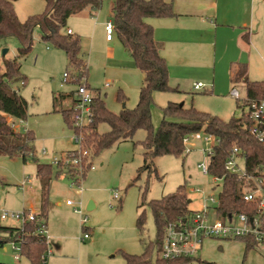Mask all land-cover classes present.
I'll list each match as a JSON object with an SVG mask.
<instances>
[{
    "label": "rangeland",
    "instance_id": "374dc122",
    "mask_svg": "<svg viewBox=\"0 0 264 264\" xmlns=\"http://www.w3.org/2000/svg\"><path fill=\"white\" fill-rule=\"evenodd\" d=\"M112 1L114 0H105L104 9L87 20L91 34L88 38L81 37V40L89 65L87 83L93 90H101L108 109L119 114L124 105L127 109L136 107L140 90L134 77L106 70L104 60L108 45L104 41L102 21L106 18L105 14L108 15ZM15 10L19 20L24 22L31 16L43 13L45 3L42 0H20L15 3ZM79 21L80 19L71 17L68 26L75 31V24ZM110 46L124 60L134 62L117 36ZM19 48L21 46L17 39L3 40L0 43L1 66L5 59L16 58ZM249 62L250 81H264V61L261 54L253 52ZM21 63L22 72L28 78L26 86L21 87V93L29 102V115L26 121L17 124V129L21 133L31 131L35 134L36 156L41 163L52 164L56 158L62 162L61 168L53 165L62 175L53 179L49 189L48 223L52 237L49 242L52 245L48 248L51 253L44 254V264H125L120 251L133 255L144 252L136 229L140 205L146 210L145 240L153 241L157 230L148 207L151 200L162 199L184 185L191 201L190 208L198 211L207 195L217 196L221 192L222 184H216L211 176L205 175L198 167L209 162V157L204 153L208 147L204 141H190L187 144L188 152L182 158L157 157L149 162L150 169H143L145 150L141 143L146 138L143 130L136 133L133 141L121 142L105 151L95 160V169L88 171L85 179L79 178L80 185L74 184L66 176L70 168V155L77 149L73 140L74 133L65 125L62 114L54 112L53 104L55 96L69 95L79 88V85L66 81V53L42 41L40 29L37 28L34 32L33 52ZM108 81L110 88H105ZM218 85L222 90L221 95L203 94L204 92L186 95L156 93L152 108L155 129L159 128L163 120L162 109L170 102H185L187 108L194 107L224 121L234 117L240 119L246 115L248 97L245 85L241 83L236 86L241 94L239 101L229 95L232 86L227 76ZM119 87L124 90V102L118 99ZM71 106L72 99H67L59 108L68 109ZM8 120L16 121L12 117H8ZM100 131L107 132L109 127L103 125ZM135 142L137 145H134ZM44 151L47 155H44ZM239 162L243 167L244 161ZM195 189H200L202 193H194ZM41 190V181L33 160L24 163L22 156L11 158L0 153V207L14 212L34 208L36 211H33L37 214ZM144 192L145 200L142 198ZM116 194L118 199H115ZM67 201H72L77 207L82 203L84 214L76 213L75 206L69 209ZM90 202L95 204L92 211H88ZM86 217L88 221L83 225L82 220ZM4 226L21 228L23 223L7 220ZM87 233H90L91 238L83 241ZM57 244L62 246L63 255L58 254ZM244 246L242 240L236 239L207 240L196 258L186 264H264V245H260L258 250L250 251L247 256ZM15 256L12 242L0 246V264H31L22 254L19 262Z\"/></svg>",
    "mask_w": 264,
    "mask_h": 264
},
{
    "label": "trees",
    "instance_id": "16d2710c",
    "mask_svg": "<svg viewBox=\"0 0 264 264\" xmlns=\"http://www.w3.org/2000/svg\"><path fill=\"white\" fill-rule=\"evenodd\" d=\"M18 1L20 0H0V43L5 39L15 38L21 46L16 58L5 59L4 65L0 64V153L11 158L22 156L24 163L29 160L36 163L42 188L40 215L47 219L51 181L59 178L62 173L52 164L41 163L37 158L35 147L37 138L33 132H18L14 124L8 120V117H12L18 121H26L29 115V102L21 94V87L26 86L28 81L22 72L21 61L33 52L34 32L39 28L42 41L66 53L68 60L66 74L69 77L67 82L79 86L86 84L91 90L87 83L89 66L82 50L81 37L67 33L68 21L87 9L92 12L99 11L104 0H42L45 3V11L29 17L24 22L19 20L15 10V3ZM175 16L173 5L165 0H115L113 22L117 37L131 55L136 68L144 76L139 101L134 109L124 108L119 114H115L108 109L101 92L91 90L93 95L91 122L79 125L80 110L76 92L54 97V112L62 114L65 125L82 140L83 151L87 152V155L77 152L74 155L72 152L70 160L77 158L80 163L76 166L70 164L66 176L74 184L80 185L79 175L85 179L98 157L121 142L133 141L140 130L146 132V138L141 143L145 150L143 169H150L149 162L157 157L182 158L187 153L185 139L203 131L216 136L219 141L215 147V157L210 164V175L224 178L220 193L221 204L215 211V218L225 221L233 214H244L251 220L259 214L257 203L244 200V182L224 169L233 149L239 148L245 157L248 173L254 177H264V144L250 135L247 114L240 119L234 117L224 121L194 107L187 108L184 104L170 102L162 109L163 120L159 128L156 130L153 125L152 108L155 104V94L180 91L170 85L168 64L161 56L154 28L147 20ZM233 72L232 82L245 85L248 95L246 104L264 98V81H250L247 65H236ZM67 99H72V106L68 109L59 108ZM118 99L121 102L126 100L123 92H119ZM103 125H107L109 131L102 133L100 128ZM57 167H62L61 161ZM142 198L146 199V192ZM189 202L186 186L183 185L175 193L148 203L157 230L156 239L153 241L145 240L146 210L140 205L136 229L144 252L141 255H133L120 251L125 264H186L193 261L194 259L183 258L164 260L161 257L166 227L193 212ZM42 225L46 224L27 223L22 228L2 226L0 246L9 242L18 244L22 256L31 264H44L42 257L50 244L46 237L38 234V229ZM239 240L246 244L245 255L259 246L251 238Z\"/></svg>",
    "mask_w": 264,
    "mask_h": 264
},
{
    "label": "crops",
    "instance_id": "0c3cea01",
    "mask_svg": "<svg viewBox=\"0 0 264 264\" xmlns=\"http://www.w3.org/2000/svg\"><path fill=\"white\" fill-rule=\"evenodd\" d=\"M165 1L173 5L176 16L162 19L150 18L147 22L154 28L155 39L161 48V56L168 64L170 85L173 88H178L180 91V93L174 94L186 95L204 92L203 94L221 95L222 90L218 84L220 81L224 82L227 76L232 86V91H230L229 95L231 98L239 101L241 94L236 89V86L241 84H234L232 82L234 66L239 64L247 65L249 75L250 65L248 62L251 60L253 52L261 54V58L264 61V0ZM114 2L115 0L111 2L108 15L105 14L106 18L102 21V31L105 34L104 41L108 45L104 60L106 70L113 71L114 73L120 72L124 76L129 75L134 77L138 83L139 90H141L144 76L136 68L135 62L124 60L123 57L119 56L118 51L110 46L115 41L117 33L115 32L114 38L111 41H108L106 38L105 26L108 22H113ZM104 4L105 0L103 1L101 9L97 12H92L90 9H87L73 16L80 19V21L75 24V31L69 26L67 31L71 30L73 35L88 38L91 31L88 30L87 20L94 18L98 12L103 10ZM125 51L127 52L126 49ZM197 83L203 84L205 86L204 89L201 91L194 90V85ZM88 86L93 90L89 84ZM104 87L110 88V81L106 82ZM234 90L238 91L240 99L233 97L232 92ZM99 91L102 92L101 90ZM119 92H124V90L119 87ZM182 104L186 107L185 102ZM19 122L22 123L24 121H12L15 130L18 132L17 124ZM39 206L40 209L37 212L38 217L46 224L45 227L51 237L48 217L45 219L40 215L41 194ZM67 207L72 209L71 206L67 205ZM49 208L50 203L48 211ZM30 210L36 211L34 208ZM51 245L52 243L50 242ZM244 245L246 252V244L244 243ZM259 246L252 251L258 250ZM57 250L59 255H63L61 245L57 244Z\"/></svg>",
    "mask_w": 264,
    "mask_h": 264
},
{
    "label": "built area",
    "instance_id": "2783aa9c",
    "mask_svg": "<svg viewBox=\"0 0 264 264\" xmlns=\"http://www.w3.org/2000/svg\"><path fill=\"white\" fill-rule=\"evenodd\" d=\"M106 38L111 41L115 35V25L113 22H108L105 26ZM68 34L73 35L71 30L67 31ZM66 74V81L68 80ZM204 85L197 83L194 85V90L201 91L204 89ZM233 97L240 99V95L237 90L232 92ZM76 98L78 99V109L80 110L78 121L79 125H87L91 122V104L93 95L87 88L86 84L79 86L76 91ZM247 117L249 120L248 128L250 135L258 142L264 144V98L258 101H252L248 104ZM73 140L77 145V149L73 150V154H84L82 140L74 135ZM204 141L208 146L204 153L209 157L208 163L200 164L198 167L205 175H210V164L215 157V147L219 143L218 139L214 135H209L203 131L189 136L185 139V146L187 150V144L190 141ZM188 152V150H187ZM44 155L47 152L44 151ZM240 160L244 161V166L240 165ZM70 161V160H69ZM60 160L54 159L52 165L58 166ZM72 165H78L80 160L75 158L69 162ZM95 166L91 170H94ZM224 169L231 175L236 176L239 181H243V198L246 202H256L258 205V215L251 220L244 215L233 214L230 219L222 221L215 218V211L220 207V193L216 196L210 194L203 200L202 207L198 211H193L191 214L176 222L170 223L165 229V237L163 247L161 251V257L164 260H176V259H195L202 249L205 241L211 239H242L251 238L259 245H264V177H254L250 175L246 168V160L244 155L241 154L239 148H234L230 157L225 163ZM216 184H224V178L213 175L211 176ZM81 178V175H79ZM24 186V185H23ZM220 185H216L219 187ZM194 193H202L200 189H195ZM119 196L116 194L115 199ZM68 206H75L72 201H67ZM75 212L83 215L82 203L80 207L75 206ZM7 220H13L23 223V226L27 223L43 224V220L33 210H23L21 212H14L8 209L0 207V227L4 226V222ZM88 219L83 218L82 224L85 225ZM22 226V227H23ZM21 227V228H22ZM38 234L46 237L47 242L50 244V236L47 228L42 225L38 229ZM90 234H85L83 240L89 239ZM13 249L16 252L15 259L18 261L21 258V247L18 244L13 243ZM49 254L51 250L47 251ZM42 260L45 261L43 255Z\"/></svg>",
    "mask_w": 264,
    "mask_h": 264
},
{
    "label": "water",
    "instance_id": "95a60500",
    "mask_svg": "<svg viewBox=\"0 0 264 264\" xmlns=\"http://www.w3.org/2000/svg\"><path fill=\"white\" fill-rule=\"evenodd\" d=\"M124 108H125V106H124ZM189 203H191V201ZM94 209H95V204L93 202H90L89 205H88V211H92Z\"/></svg>",
    "mask_w": 264,
    "mask_h": 264
}]
</instances>
